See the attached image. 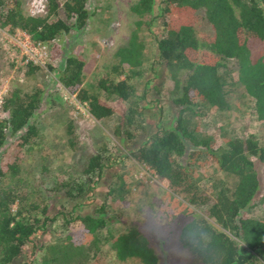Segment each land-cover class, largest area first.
<instances>
[{
	"label": "rangeland",
	"instance_id": "obj_1",
	"mask_svg": "<svg viewBox=\"0 0 264 264\" xmlns=\"http://www.w3.org/2000/svg\"><path fill=\"white\" fill-rule=\"evenodd\" d=\"M17 1L28 15L25 0ZM63 1L55 0L58 7ZM135 1L85 0L89 16L83 28L59 33L51 42L42 43V52H29L30 59L40 58L30 64L34 66L31 72L23 62L21 44L13 45L7 38L17 35L21 42V30L0 26L1 100L14 86L23 93L40 92L39 105L28 119L35 134L20 145L19 132L15 133L0 148V188L15 198L11 213L24 222L37 219V229L10 264H90L95 259L104 264H144L138 256L118 260L108 248L110 238L129 229L151 250L155 264H200L177 240L181 226L192 218L223 231L238 244L207 213V205L187 204L166 188L165 181L131 157L156 128L172 130L175 117L169 103L173 85L157 59L154 44L155 37L163 34L162 0H153L152 11L142 17L128 9ZM2 2L3 11L11 1ZM58 16H62L61 10ZM198 16L199 29L209 32L202 13ZM135 22H139L137 27ZM133 31L142 47L140 63L132 69L137 73L132 75L117 65L115 53ZM52 46L57 49L54 56ZM68 55L83 61L81 86L107 104L110 115L94 120L86 105L63 88L59 71ZM217 70L226 108L203 105L197 114H184L187 130L197 137L211 136L216 148L224 147L227 137L248 135L264 146V119L256 118L253 98L239 83L235 63L226 60ZM102 76L115 82L128 76L131 96L121 101L99 90L95 84ZM130 111L132 121L125 122ZM189 149L187 144L186 152ZM96 153L100 156L99 170L86 173V161ZM7 164H14L16 170L11 172ZM189 174L197 189L210 196L218 190L229 193L234 184V177L218 170L207 157L193 161ZM246 213L264 220V187L257 189ZM84 215L102 216L106 222L87 233L77 219Z\"/></svg>",
	"mask_w": 264,
	"mask_h": 264
},
{
	"label": "trees",
	"instance_id": "obj_2",
	"mask_svg": "<svg viewBox=\"0 0 264 264\" xmlns=\"http://www.w3.org/2000/svg\"><path fill=\"white\" fill-rule=\"evenodd\" d=\"M0 10V26L24 31L32 42H51L59 33L71 28L79 30L89 16L85 0H64L58 7L55 0H46V13L42 16L25 15L17 0ZM153 0H136L130 12L145 16L152 11ZM0 0V6L2 5ZM61 10L62 16H58ZM163 34L155 37L157 59L173 85L174 95L169 100L175 110L173 129L156 128L131 157L149 168L156 178L165 181L166 188L182 197L193 207L207 205V213L222 230L227 231L235 244L223 231L213 230L201 220L190 219L179 230L177 240L194 261L200 264H264V220L253 219L246 213L255 192L264 187V146L250 135L243 138L227 137L224 147H214L211 136L197 137L190 133L183 115L197 114L200 106L226 108L222 84L217 68L232 60L238 81L253 98L257 119H264V0H162L159 6ZM202 13L207 31L200 30L198 18ZM52 17L53 20H52ZM139 22H135L137 27ZM141 42L133 31L125 46L118 48L117 65L132 69L139 65ZM52 56L57 53L52 46ZM83 61L75 56L64 58L59 71V82L78 103H84L94 120L111 114V108L95 94L81 86ZM27 71L34 69L30 63ZM128 76L111 81L102 76L96 87L107 95L126 101L132 89ZM40 92L35 89L21 92L14 86L1 100L3 117H0V148L8 136L19 132V144H27L35 134L28 119L39 105ZM132 112L125 122L132 121ZM69 125V124H68ZM69 130V129H68ZM190 146L186 152V145ZM207 157L215 167L234 177L229 193L218 190L210 196L199 191L190 177L193 161ZM99 154H92L84 171L99 170ZM11 172L14 164H7ZM15 198L9 190L0 188V264H10L21 246L37 229V219L21 221L11 213ZM77 219L82 229L91 233L103 226L106 218L84 215ZM108 248L116 259L138 256L144 264H155V257L137 233L129 229L108 240ZM90 264H104L95 259Z\"/></svg>",
	"mask_w": 264,
	"mask_h": 264
},
{
	"label": "built area",
	"instance_id": "obj_3",
	"mask_svg": "<svg viewBox=\"0 0 264 264\" xmlns=\"http://www.w3.org/2000/svg\"><path fill=\"white\" fill-rule=\"evenodd\" d=\"M25 2H26V10L28 11V15L42 16L46 13V7H45L46 0H25ZM18 33H19V36H21V39H22L21 42L19 41V38L17 35H15L12 38L8 36L7 38L12 40L13 45L21 44L23 55L25 57L23 59L24 64L37 63V61L40 60L39 55H37L38 60H33V59H30L28 54L29 52L31 53L42 52V49H43L42 43L30 41L29 36L22 31H18ZM0 105H1V97H0Z\"/></svg>",
	"mask_w": 264,
	"mask_h": 264
}]
</instances>
